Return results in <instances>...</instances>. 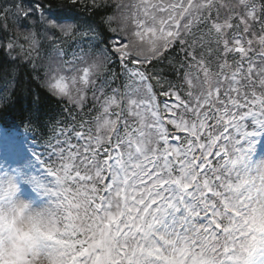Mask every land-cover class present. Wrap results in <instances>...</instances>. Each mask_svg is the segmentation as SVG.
<instances>
[{"label":"clouds","instance_id":"clouds-1","mask_svg":"<svg viewBox=\"0 0 264 264\" xmlns=\"http://www.w3.org/2000/svg\"><path fill=\"white\" fill-rule=\"evenodd\" d=\"M105 2L109 11L103 15L114 17V22L104 27L123 29L133 56L157 59L149 51L154 36L138 40L135 33L142 22L159 27L162 15L168 14L160 12L161 5L171 9L176 0ZM257 4L258 0H184V11L190 5L195 14L207 16L211 11L226 21L247 15ZM202 31L206 34L202 54L212 57L208 65L181 72L180 62L168 59L174 57L171 46L152 64L163 68L178 90L185 91L182 86L188 85V104L176 114L184 127H191L198 107L214 100L215 90L227 85L216 63H223L229 74L233 71L232 62L222 60L223 51L216 55L217 41L225 37L208 28ZM35 48L40 70L36 83L61 107L84 117L89 142L99 148L119 137L122 147L115 162L119 175L113 176L111 190L98 194L93 185L98 183V168L106 167L103 161L82 169L85 179L80 180L61 169L55 158L44 165L31 154L23 163L0 160V264H264V151L257 139L239 148L229 144L216 168L220 187L208 193L196 155L168 139L164 109L156 107L155 82L134 81L121 73L102 43L77 53L82 59L72 63L67 62L73 59L71 48L60 53L38 37ZM165 69L171 75H165ZM255 71L248 87L264 98V62ZM57 80L64 91L53 87ZM171 136L175 138V132ZM145 177L164 181L151 191L164 195L165 203L157 207L164 212L163 222L171 225L167 230L151 216L136 219L139 201L149 191ZM209 196H218L227 206L218 215L221 228L215 231L202 223L212 203Z\"/></svg>","mask_w":264,"mask_h":264},{"label":"snow or ice","instance_id":"snow-or-ice-1","mask_svg":"<svg viewBox=\"0 0 264 264\" xmlns=\"http://www.w3.org/2000/svg\"><path fill=\"white\" fill-rule=\"evenodd\" d=\"M159 10L162 14L168 13L162 15L159 27L147 26L142 22L135 33L138 40H144L149 34L154 36L149 48L157 58L154 59L153 56H133L124 30L109 31L104 27L114 22V17L103 15V12L109 11L105 0H27V3L25 0H11L6 5H0V93L8 94L17 84L22 89L27 88V79L20 82L17 60L30 65L32 80L39 79L40 70L33 55L39 51L35 48L37 37L60 53L66 54L67 49L71 48L73 59L68 63L82 59V55L78 56L77 53L91 51L102 43L104 51L110 54L121 73H127L134 81L147 79L158 86L155 92L156 107L164 109V121L171 129L168 139L196 155L195 163L203 177L205 190L211 193L214 188L220 187L221 177L216 173V168L218 162L225 159L229 144L239 148L241 144L255 140L258 134H264V98H258L248 87L250 79L256 76L255 69L264 62V0H258V4L251 7L247 15L241 14L226 21H221L211 11L207 16L195 14L190 5L188 11H184V0H176L171 9L161 5ZM97 17L101 19L97 20ZM181 28L185 31L181 32ZM203 28L210 29L218 37H225L223 41H217L219 51L216 55L223 51L222 60L231 61L233 71L229 74L223 63H216V69L223 75L227 85L215 90L214 100L198 107L197 119L191 127H184L178 123L176 114L181 106L188 104V85L182 86L185 91L178 90L165 78L164 69L152 68V64L158 63L159 57L166 55L171 46L175 54L168 59L170 62L178 60L182 65L181 72L193 65H208L212 57L208 55L205 59L202 54L206 36ZM181 36L184 38L180 39ZM29 41L32 47L25 48ZM13 53L16 55L13 56ZM82 79H86V76H82ZM53 87L59 91L65 90L61 80H57ZM167 98H174L175 102L169 103ZM3 111L14 109L11 105H4ZM19 111L24 132H31L35 137L31 142L33 158L42 165L51 163L55 158L60 162L61 169L68 170L70 176L80 180L85 179L82 169L103 161L106 167L98 168V183L93 187L98 190V194L111 190L115 183L113 176L119 175V169L115 168L119 158L116 153L122 147L119 137L115 141L110 139L99 148L95 147L85 136L86 121L83 116L70 108H64L60 118L46 121L43 118L47 113L41 108L39 96L31 99L27 116H24L23 108ZM123 127H127V122ZM172 132H175V138L171 136ZM180 133L185 135L181 136ZM38 145L43 146L42 152L36 150ZM28 156V150L21 146L6 159L9 164L23 163ZM45 156L46 159L43 158ZM87 179L91 180V177ZM163 183V180H148L145 177L144 184L149 191L139 201V216L136 219L140 221L151 216L153 221L167 230L171 225L163 222L164 212L157 207L165 203L164 195L151 191ZM209 199L212 203L206 209L202 223L210 230H219L221 224L218 215L226 212L227 206L218 196H209Z\"/></svg>","mask_w":264,"mask_h":264},{"label":"trees","instance_id":"trees-1","mask_svg":"<svg viewBox=\"0 0 264 264\" xmlns=\"http://www.w3.org/2000/svg\"><path fill=\"white\" fill-rule=\"evenodd\" d=\"M10 2L11 0H0V5H6ZM25 3H27V0H25ZM0 35H2V32H0ZM15 55L16 53H13V56ZM16 63L18 67V75L20 78V82L22 83L25 81V79H27V88L22 89L20 87V84H17L16 88L14 90L10 89L8 94L0 93V120H2L4 123H11L23 126L21 124V114L19 109L23 108L24 116H27V109L30 105L31 99L35 96L40 97L41 108L47 113V115L43 118L44 120H56L60 118L63 115L64 108L61 107L59 102L55 101L54 98L49 97L39 87L36 81L31 79V72L29 69L30 65H28L27 62L23 60H17ZM165 75L171 74L168 73L165 69ZM4 105H11L14 111H3Z\"/></svg>","mask_w":264,"mask_h":264},{"label":"bare ground","instance_id":"bare-ground-1","mask_svg":"<svg viewBox=\"0 0 264 264\" xmlns=\"http://www.w3.org/2000/svg\"><path fill=\"white\" fill-rule=\"evenodd\" d=\"M259 145H260V147H262L263 143L260 141ZM262 149H264V147H262ZM0 160L7 162L6 156L3 154V152L1 150H0Z\"/></svg>","mask_w":264,"mask_h":264}]
</instances>
